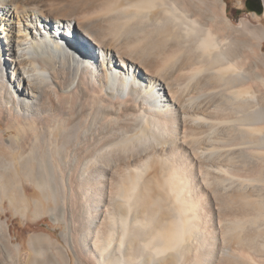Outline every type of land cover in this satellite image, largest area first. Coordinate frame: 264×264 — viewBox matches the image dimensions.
<instances>
[{
  "label": "bare ground",
  "instance_id": "obj_1",
  "mask_svg": "<svg viewBox=\"0 0 264 264\" xmlns=\"http://www.w3.org/2000/svg\"><path fill=\"white\" fill-rule=\"evenodd\" d=\"M253 18L234 26L219 0H0V214L66 229L30 237L22 264H264ZM19 251L0 218V264Z\"/></svg>",
  "mask_w": 264,
  "mask_h": 264
},
{
  "label": "rangeland",
  "instance_id": "obj_2",
  "mask_svg": "<svg viewBox=\"0 0 264 264\" xmlns=\"http://www.w3.org/2000/svg\"><path fill=\"white\" fill-rule=\"evenodd\" d=\"M223 2L226 10V15L230 22L236 26L240 27L243 21L248 22L253 25H259L254 21V16H263L264 10L261 0H219ZM261 8V12L258 10L257 4ZM264 26V22L262 23ZM64 51L74 52L68 46H62ZM264 54V49L262 51ZM82 56L76 52V57ZM33 187L26 189V195L29 197L32 194ZM33 210H30L26 218H21L20 215H12L11 209L6 205L5 214H0L1 220L4 222L7 228V232L10 234V239L12 244L20 245V262L25 263L28 257L31 255L33 258V253L31 248L27 245V240L33 236H49L54 242H59L62 244V239L60 237L61 233L65 234V222H54L49 215H43L38 218L33 217ZM47 249V248H46ZM45 252V253H44ZM48 252V250H47ZM42 255H48L46 250H43ZM71 257V254L68 253ZM50 255V252H49ZM72 264H73V259Z\"/></svg>",
  "mask_w": 264,
  "mask_h": 264
},
{
  "label": "water",
  "instance_id": "obj_3",
  "mask_svg": "<svg viewBox=\"0 0 264 264\" xmlns=\"http://www.w3.org/2000/svg\"><path fill=\"white\" fill-rule=\"evenodd\" d=\"M258 10H259V12H261V8H260V6H258Z\"/></svg>",
  "mask_w": 264,
  "mask_h": 264
},
{
  "label": "flooded vegetation",
  "instance_id": "obj_4",
  "mask_svg": "<svg viewBox=\"0 0 264 264\" xmlns=\"http://www.w3.org/2000/svg\"><path fill=\"white\" fill-rule=\"evenodd\" d=\"M255 4H257V6H258V3L257 2H255Z\"/></svg>",
  "mask_w": 264,
  "mask_h": 264
}]
</instances>
